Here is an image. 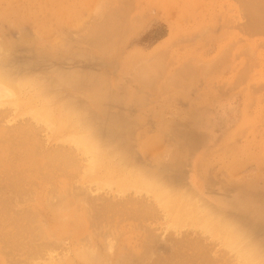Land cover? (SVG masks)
I'll return each instance as SVG.
<instances>
[{"label": "rangeland", "instance_id": "374dc122", "mask_svg": "<svg viewBox=\"0 0 264 264\" xmlns=\"http://www.w3.org/2000/svg\"><path fill=\"white\" fill-rule=\"evenodd\" d=\"M263 7L264 0H0V60L14 78L29 76L42 81L46 104L58 110L74 105L73 111L91 120L102 136L111 137L114 146H122L116 144V150L96 168L99 179L119 181L127 171L140 168L150 175L158 173L171 182L178 199L183 195L184 201L175 203V209L189 208L185 204L191 198L186 191L192 188L215 201L218 210L233 213V222H242L252 238L258 237L264 244V25L259 24L264 22ZM210 46L215 50H205ZM210 86L217 92L238 95L232 107L235 111L236 105L238 111L236 126L234 120H220L216 111L206 113L205 107L186 99L200 96ZM38 89L29 90L31 107L38 103L33 98ZM18 113L17 117L11 114L17 118L13 124L26 123L27 117ZM75 119L69 114L55 116L59 129L50 135L31 117L32 129H43H37L35 140L32 136L34 175L24 184L30 186L31 198L35 197L31 210L38 213L31 211L28 227L3 222L2 228L0 223L1 231L10 228L8 225L15 227L13 237L11 228L4 230H9L11 238L22 237V241L18 237L14 241L0 235V264L16 260L23 262L18 264H55L58 259L61 264V257L66 258L64 264H247L218 236L198 226L169 228L172 216L167 217L152 195L132 189L118 193L116 185L98 188L87 172V157L62 141L75 130ZM58 152L59 164L57 157L45 159ZM64 153L74 159L71 163L70 157L65 158L72 168L60 159ZM1 173L2 184L11 179L10 173L5 179L7 173ZM49 178L54 179L52 183ZM76 189L81 198L74 197L79 195L74 193ZM14 196L11 193L10 202L19 195ZM129 199L135 204L127 201L125 208L123 201ZM92 200L97 203L93 205ZM19 207L14 206L15 213L22 214L23 206ZM2 238L10 240V247L8 242L5 248ZM46 238L51 243L45 244ZM28 240L36 242L33 248L29 243L23 247ZM11 244L21 252L14 253ZM76 250L89 251L92 261ZM51 255L57 261L50 262Z\"/></svg>", "mask_w": 264, "mask_h": 264}, {"label": "bare ground", "instance_id": "6f19581e", "mask_svg": "<svg viewBox=\"0 0 264 264\" xmlns=\"http://www.w3.org/2000/svg\"><path fill=\"white\" fill-rule=\"evenodd\" d=\"M260 1V0H259ZM260 6V5H259ZM264 8V7H263ZM260 13V12H259ZM262 13V12H261ZM31 14V13H30ZM255 15L256 14V11L254 13ZM263 14V13H262ZM259 15V14H258ZM257 18H260V17H257ZM262 18V17H261ZM264 20V19H263ZM262 21V19H261ZM254 23H257V22H254ZM263 24L264 25V22H259V24ZM258 24V25H259ZM254 26V25H253ZM255 28H257L255 26ZM261 29H263V27L261 26ZM109 34V33H107ZM106 34V35H107ZM95 35V34H94ZM110 35V34H109ZM112 35V34H111ZM100 36V35H99ZM104 37V36H103ZM101 37V39L103 38ZM110 37V36H109ZM100 38V37H99ZM98 38V39H99ZM107 38V37H106ZM105 38V39H106ZM111 38V37H110ZM94 39V38H93ZM96 39V38H95ZM96 39V41L98 40ZM104 38L102 40L104 41H107L105 40ZM108 39V38H107ZM101 40V41H102ZM99 41V40H98ZM101 41L98 43L100 45ZM103 43V41H102ZM114 43V42H112ZM111 43V44H112ZM97 44V43H96ZM104 45V43H103ZM102 45V48L106 46H103ZM107 45V44H106ZM113 45V44H112ZM101 47V45H100ZM99 47V48H100ZM112 47V46H111ZM104 48V49H105ZM109 48V47H108ZM110 49V48H109ZM106 50V49H105ZM111 51V49H110ZM1 61V60H0ZM212 61V60H211ZM213 65H216V63H213V62H209ZM208 63V64H209ZM206 64V63H205ZM219 64V63H218ZM204 65V64H202ZM220 65V64H219ZM10 66V65H9ZM207 66V64H206ZM205 67V66H204ZM7 67L3 64V62L1 61L0 63V172H2L1 174L4 175L6 174V176L4 177V179L7 177L8 173H10V176L11 179H7L6 178V181H3L6 182L7 184L5 186H3V184L1 183L2 182V178L3 176H1L2 178L0 179L1 180V186H0V223L3 225V222H6L7 224L11 223V224H15L17 226L19 225H23L24 226H30L29 223L31 221V218H30V214L32 213L31 211V199L33 200L34 198H31V189H30V186L28 185L26 187V184H24V181L25 179H28V177L30 176H33L34 174L32 173L31 175V172L33 170H31V159L33 160L34 158L36 157H32L31 155H34V154H31V139L32 136L35 135L37 129H40V128H36L35 131L32 129L31 126L34 127V125H31L32 121H31V117L33 119V121L36 123V125L38 126V124H40V126H44V128H47L49 130V134L50 133H56L58 131V127H57V123L55 122V116L57 115H60V116H64V115H75L76 116V127H75V130H72V132L66 134V136H64L65 138L62 140L64 141L65 143L69 142L70 145H72V147L74 146L76 148V151L79 149L81 150L80 152L82 153L83 152V155H85V157H87V162L89 161V166L87 168V172H90L88 174H92L94 179L92 180H96V184L98 186V188H110V189H113L116 185L117 186V189H118V193H125L127 190H135L137 192V194H141V193H145L146 195H152L155 199V201L159 204V206H161V208L167 212V217L169 216H172L171 218L173 219L172 220V223L170 225H168L169 228L173 227V228H176L178 229L179 227H183V226H186V225H195V226H198L200 227V229L205 232V233H211L212 235H216L218 236L219 240H221L222 242H224L226 244V246L232 250L233 252L236 253L237 257L247 263V264H264V244L261 243L260 239L258 237H255L256 239L252 238L253 235L251 233L248 232V230H246L247 228H244V224H242V222H239L238 220L235 219V221L241 223V225H239V223H235L233 222L234 220V216L233 215V218L231 217L233 213H227V211L225 210H218L217 209V203L215 201H211L209 198L205 197L203 194L199 193L198 191L192 189V188H188L187 191H186V194L187 196L189 197V201H187L188 204H185L187 205L189 208L188 209H182V207H177L175 209V203L179 202V204L182 203V201L180 199H182V196L180 199L177 198L176 196V192L173 190L172 188V184H169L171 183L170 181H166L165 179L162 178V175H158L157 174H154L153 175H150L148 173L145 172V170L142 168L140 169H136V170H129L127 171L126 174H123L122 177H119V181H113V180H105L103 181V179H99L96 175H95V171H96V168L98 166H101L100 163H104V159L106 161V157H108V155L110 154L111 155V151H115L116 149L113 150V148L117 147L118 143L115 144V146L112 144V138L110 139L109 136L105 137V136H102L97 130H96V127L93 126L91 120H88L87 117H84L85 115L79 113L78 111H73L74 110V105L72 107H69L68 104L67 106L64 105L62 108H60L59 110L54 107H52L51 105L49 104H46L47 102V98L46 97L47 95L45 93L47 92H43V89H45L46 87L44 86V88H41V85L40 82L42 81H39V80H36L34 79L33 77L29 78V76H25V77H21V78H14L13 75H11L8 71H5ZM10 69V68H9ZM188 70V69H187ZM33 78V79H32ZM35 86L36 88H39L37 93H34V96L33 98L36 99V101L38 102L37 104L33 105V107H31V101H32V98H31V93H29V90H31V87ZM43 86V85H42ZM34 90V89H33ZM46 90V89H45ZM36 92V91H35ZM51 98V97H50ZM35 101V102H36ZM52 102V101H51ZM7 106H9V109H11V107L13 108L11 111H9L7 109ZM4 107H6L4 109ZM77 109V108H75ZM18 111H21V115L26 116L27 117V121L26 123H23L22 124H18V125H14V119H17V118H13L11 117V114L12 113H16V117L19 115ZM75 113V114H72V113ZM13 115V114H12ZM20 115V117H22ZM15 117V116H14ZM22 117V118H23ZM87 118V119H86ZM26 119V118H25ZM69 119V118H68ZM21 121V119H20ZM16 122V121H15ZM21 123V122H19ZM61 123V122H60ZM13 124V125H12ZM34 124V123H33ZM36 127V126H35ZM43 129V128H42ZM40 129V130H42ZM34 133H33V131ZM32 132V133H31ZM39 132V130L37 131V133ZM36 133V134H37ZM60 133V132H59ZM39 135V134H38ZM51 135V134H50ZM39 137V136H38ZM41 137V135H40ZM34 140H35V136H34ZM32 141V142H35V141ZM37 142V141H36ZM44 143V142H43ZM36 144V143H34ZM120 145V144H119ZM118 145V146H119ZM41 146V145H40ZM39 146V147H40ZM61 146V145H60ZM65 146V145H63ZM35 147V146H34ZM120 147V146H119ZM122 147V146H121ZM120 147V148H121ZM65 148V147H64ZM38 149V148H37ZM61 149H62V146H61ZM56 150V149H55ZM69 149L65 150L66 154L67 151ZM49 151V150H48ZM58 151V150H57ZM64 151V150H63ZM127 151V150H126ZM56 152V151H55ZM70 152V151H68ZM39 153V152H38ZM48 152L45 151V154L46 156H48L47 154ZM50 153V152H49ZM58 153H54L53 156L50 155V157H45L44 154L42 153L43 157L46 158H50L51 160H55L56 157L57 159L55 161H57L59 158H58ZM112 153H115V152H112ZM119 153V152H118ZM40 154V153H39ZM57 155V156H56ZM63 156H60V159H68L70 155H65L64 154H61ZM113 155V154H112ZM120 155V154H119ZM128 155V154H127ZM67 156V157H66ZM32 157V158H31ZM42 157V156H41ZM54 157V158H53ZM111 157V156H109ZM130 158V156H128ZM72 157H70L68 160L69 161H72L71 163H74V159L71 160ZM65 159V160H66ZM86 159V158H85ZM49 160V161H51ZM63 160V161H65ZM122 160V158H121ZM47 161V160H46ZM47 161V162H49ZM59 161V160H58ZM57 161V163H58ZM124 161V160H123ZM124 162H127V161H124ZM131 162V161H130ZM54 163V162H53ZM56 163V162H55ZM66 165H68L67 163V160H66ZM59 164V163H58ZM60 164H62L60 162ZM127 164V163H125ZM49 165H51V163H49ZM63 165V164H62ZM71 165L73 164H70L68 165V167H70ZM41 166V165H40ZM45 166V165H44ZM61 166V165H59ZM63 167L66 168V166L64 165ZM67 167V168H68ZM41 168H43L41 166ZM39 167V169H41ZM72 168V166H71ZM44 169V168H43ZM63 169V168H62ZM99 169V168H97ZM35 170V169H34ZM46 171V170H45ZM58 171H61V170H57ZM42 173V170L39 171V175ZM51 172V171H50ZM53 172V171H52ZM56 172V171H54ZM53 172V174H54ZM94 172V173H92ZM36 173V172H35ZM45 172H43L44 174ZM60 173V172H59ZM86 173V172H85ZM38 174V172H37ZM47 174V173H46ZM45 174V175H46ZM51 174V173H50ZM50 174H47L50 175ZM58 174V173H57ZM64 174H67V173H64ZM87 174V173H86ZM52 175V174H51ZM59 175H62V174H59ZM68 175V174H67ZM96 177H95V176ZM42 176V175H41ZM8 177V178H9ZM30 181L31 179L33 178H30ZM52 178V176H49ZM55 177V175H54ZM89 177V176H88ZM39 178V177H38ZM42 178V177H41ZM57 178V177H55ZM91 178V177H89ZM88 178V179H89ZM44 179V178H43ZM46 180L48 178H45ZM44 179V180H45ZM8 180V181H7ZM54 180V179H52ZM52 180H50L49 178V181L51 182ZM117 180V179H115ZM29 181V180H28ZM35 181V180H34ZM33 181V182H34ZM48 181V180H47ZM54 182V181H53ZM28 183H32V182H28ZM36 182H34L35 184ZM52 183V182H51ZM37 184V183H36ZM25 185V187H24ZM52 185H50L51 187ZM55 186V184L53 185ZM32 187V186H31ZM174 187V186H173ZM186 187V186H185ZM57 188V187H56ZM73 188V187H72ZM179 188V187H178ZM44 189V188H43ZM68 189V187H67ZM181 189V188H179ZM185 189V188H184ZM52 190V189H51ZM77 190V189H76ZM36 191V190H35ZM50 191V190H48ZM56 191V190H55ZM54 191V193H55ZM69 191V190H68ZM81 191V190H80ZM34 192V191H33ZM59 192V191H58ZM74 192V191H73ZM85 192V191H84ZM175 192V193H174ZM6 193L9 194L10 196H6ZM11 193H12V196L13 194H15L14 196V199L15 197H17L18 195V199L14 200L13 202H10V199L9 197H11ZM20 193H22L23 195L26 194L27 197L25 199H23L22 197H20ZM74 193H79V189L77 190V192H74ZM73 193V194H74ZM89 193V192H88ZM16 194H18L16 196ZM33 194V193H32ZM50 194V192H49ZM59 194V193H57ZM72 194V195H73ZM84 194V193H83ZM82 192H81V195H83ZM87 194V192L85 193ZM90 194V193H89ZM21 195V196H23ZM60 195V194H59ZM57 195V197L59 196ZM63 195V194H62ZM66 194H64L65 196ZM88 195V194H87ZM92 195V194H91ZM143 195V194H142ZM51 196V195H50ZM75 196H80V193L79 195H74ZM85 196V195H84ZM48 197V196H47ZM13 198V197H12ZM22 198V200H21ZM50 198V197H49ZM47 198V199H49ZM60 198V197H58ZM88 198V197H87ZM55 195H54V198H53V201L55 200ZM61 199V198H60ZM78 199V198H77ZM107 199V198H106ZM62 200V199H61ZM67 200V199H66ZM82 201V199H79L78 201ZM97 200V199H95ZM110 200V199H107V201ZM183 200V199H182ZM12 201V200H11ZM80 201V202H81ZM91 201V200H90ZM128 201V202H127ZM130 203L131 204H135V202H133L131 199L129 200H126V201H123L124 203L122 204V202H118L120 204H122L124 207L127 203ZM133 203H132V202ZM141 202V200H139ZM138 201V202H139ZM184 201V200H183ZM195 201V203L193 202ZM61 202V201H60ZM59 202V203H60ZM83 202V201H82ZM85 202V201H84ZM94 201L92 200L91 203H93ZM109 202V201H108ZM111 202V201H110ZM113 202V201H112ZM137 202V203H138ZM143 202V201H142ZM57 203H58V200H57ZM63 203V202H62ZM73 203V202H72ZM88 203V202H87ZM86 203V205H87ZM95 203L97 202H94L93 205H95ZM50 204V203H49ZM61 204V203H60ZM84 204V203H83ZM90 204V203H88ZM108 204V203H107ZM112 204V203H111ZM117 204V203H116ZM143 204V203H142ZM146 203L143 204V206L145 205ZM19 205H21V207L23 206V213L22 214H18V213H15L17 212L15 209H14V206L15 208L19 207ZM98 205V204H97ZM113 205V204H112ZM115 205V204H114ZM119 205V204H118ZM51 206V205H50ZM120 206V205H119ZM127 206V205H126ZM146 206V205H145ZM148 206V205H147ZM19 207V208H21ZM49 207V206H48ZM84 207V206H83ZM86 207V206H85ZM99 207V206H98ZM103 207H105L103 205ZM116 207V205H115ZM128 207V206H127ZM133 207V205L131 206ZM149 207V206H148ZM102 208V207H101ZM107 208V207H106ZM109 208V207H108ZM120 210L121 208L123 207H119ZM118 208V209H119ZM126 208V207H125ZM134 208V207H133ZM193 208V209H192ZM70 209V208H69ZM90 209V208H89ZM112 209V208H111ZM116 209V210H118ZM124 209V208H123ZM149 209V208H148ZM63 210V208H62ZM21 211V210H20ZM100 211V209H99ZM113 211V210H110V212ZM115 211V210H114ZM113 211V212H114ZM122 211V210H121ZM174 211V212H173ZM225 211V213H224ZM34 213H38L37 211H33ZM112 212V214H113ZM118 212H120L118 210ZM98 213V212H97ZM122 213V212H121ZM125 214H127L126 212H123ZM135 213V212H133ZM132 213V214H133ZM142 213V212H141ZM141 213L139 212V215H141ZM150 213V212H149ZM92 214V213H91ZM101 214V213H98V215ZM111 214V213H109ZM129 214V213H128ZM137 214V213H136ZM143 214V213H142ZM41 215V214H40ZM98 215H96L97 217H99ZM117 215V213H116ZM75 216V215H74ZM89 216V215H88ZM114 216V215H113ZM120 216V213L118 215V218ZM230 216V217H229ZM101 217H103L101 215ZM111 217V216H110ZM237 217V216H236ZM67 218V217H66ZM105 218V217H103ZM109 218V217H108ZM107 218V219H108ZM59 219V218H58ZM61 219V218H60ZM87 219V218H86ZM113 220V218H111ZM240 219V218H239ZM30 220V221H29ZM42 220V219H41ZM99 220V219H98ZM39 221V220H38ZM95 221V220H94ZM104 221V220H103ZM241 221V220H240ZM91 222V221H90ZM97 222V221H96ZM106 222V220H105ZM32 223V222H31ZM35 223V222H34ZM38 223V222H37ZM107 223V222H106ZM97 223H95L96 225ZM37 225V224H36ZM41 225V224H39ZM38 225V226H39ZM98 227L101 225H99V222H98ZM10 228L12 227L11 225H8ZM27 226V227H28ZM42 226V225H41ZM244 226V227H243ZM0 227V228H1ZM25 227V230L26 228ZM34 227V225H33ZM40 227V226H39ZM95 227V226H94ZM3 228V227H2ZM1 228V230H2ZM8 227H6L5 229H10ZM37 228V226H36ZM1 231L0 230V235L1 234H5V235H8L13 233V229H15V227H13V229L11 228L10 232L9 230L6 231V233L4 232V230ZM17 229H23V228H18ZM31 230V228H30ZM41 230V229H40ZM16 231V229L14 230V232ZM23 232V230H21ZM32 231V230H31ZM43 231V230H41ZM40 231V232H41ZM17 232V231H16ZM45 232V230L43 231ZM49 232V231H48ZM109 232V231H108ZM25 233V232H24ZM26 234V233H25ZM30 234V233H29ZM34 232L32 233V238L34 237ZM39 234V233H38ZM37 234V235H38ZM42 234V232H41ZM210 234V235H211ZM13 235L15 236V233L12 234V237ZM18 234H16V237ZM44 235V233L42 234ZM4 236V235H3ZM2 236V237H3ZM7 236V237H8ZM29 236V235H27ZM40 236V235H39ZM15 238H10V240H14L16 239ZM43 236H41V238L39 239H42ZM18 238H21L20 240L22 241V237H18ZM26 238H30L31 241L32 238L31 237H26ZM25 238V239H26ZM35 238V237H34ZM49 238V237H48ZM54 238V237H53ZM1 239V237H0ZM4 239V238H2ZM24 239V238H23ZM47 239V238H46ZM5 240V243L4 245L10 241L9 239H7L8 241L6 242V239ZM3 240V241H4ZM18 240V239H17ZM35 240V239H34ZM38 240V239H37ZM48 240V239H47ZM262 240V239H261ZM15 241V240H14ZM30 240H28V242H25V244L23 245V247H25L26 244L29 243V245L27 246H31L33 248V244H35L34 242H31V245H30ZM260 241V242H259ZM44 242V241H43ZM51 243L49 240L47 242H45V244L47 243L48 244ZM58 242V241H57ZM181 242V241H179ZM262 242H264L262 240ZM33 243V244H32ZM40 243L42 244V242L40 241ZM56 243V242H55ZM176 243V242H175ZM181 243H184L185 242H181ZM39 244V243H38ZM37 244V246H38ZM44 244V245H45ZM54 246L55 244L52 243ZM57 244V243H56ZM183 244V245H184ZM6 245H5V248H6ZM10 247V242L8 244ZM22 244H20L21 246ZM182 245V246H183ZM12 246V244H11ZM14 246V245H13ZM12 246L13 250H14V247ZM42 246V245H41ZM48 247V245H45L44 247ZM51 246V244H50ZM177 246V245H176ZM7 247V248H8ZM30 247V248H31ZM34 247H36V245H34ZM52 247V246H51ZM179 247V246H178ZM4 248V246L2 247ZM2 248H1V251H2ZM4 248V249H5ZM41 249V247H39ZM177 248V247H176ZM175 248V249H176ZM180 248V247H179ZM3 249V251H4ZM16 249V247H15ZM26 249V248H25ZM29 249V247H28ZM40 249H38V253L40 251ZM46 249V248H45ZM174 249V248H173ZM18 252H21L20 251V247L18 248ZM22 250V249H21ZM42 250V249H41ZM47 250V249H46ZM50 250V249H49ZM180 250V249H179ZM178 250V251H179ZM3 251L1 252L3 254ZM12 251V250H11ZM16 250H14V253H15ZM25 251V250H24ZM44 251V250H43ZM77 251V250H76ZM17 252V251H16ZM17 252V253H18ZM26 252V251H25ZM25 252H24V255H25ZM28 252V251H27ZM32 252V251H31ZM30 252V253H31ZM34 253H36V250L33 251ZM32 252V253H33ZM78 252V251H77ZM174 252V250H173ZM33 253V254H34ZM42 253V252H41ZM50 253V251H49ZM79 255L82 256V258L84 257L87 260H90L92 261L91 259V255L89 253V251H80L78 252ZM92 253V252H91ZM131 253V252H130ZM175 253V252H174ZM173 253V254H174ZM21 254V253H20ZM28 254V253H27ZM31 254V255H33ZM43 254V253H42ZM134 254V253H133ZM172 254V253H171ZM176 254V253H175ZM22 255V254H21ZM29 255V254H28ZM27 255V258H29ZM29 255V256H31ZM41 255V254H40ZM127 255V254H126ZM132 255V254H131ZM130 255V256H131ZM16 256V255H15ZM18 256V255H17ZM37 255H35V257H37ZM52 256V255H51ZM49 257V260L50 262H55L57 261V259L55 258V256L53 255L52 257ZM80 256V257H81ZM134 256V255H133ZM177 256V255H176ZM14 257V256H13ZM19 257V256H18ZM16 257V258H18ZM33 257V256H32ZM30 257V258H32ZM34 257V258H35ZM65 257V256H64ZM124 257V256H123ZM7 258H9L7 256ZM14 258V259H16ZM20 258V257H19ZM25 258V257H24ZM29 258V259H30ZM32 258V260L34 259ZM51 258V259H50ZM58 258V257H57ZM62 258V257H61ZM60 258V262L61 264H64L65 263V260L66 258ZM138 258V257H137ZM174 258V257H173ZM22 259V258H21ZM172 259V257H171ZM12 260V259H10ZM19 260V259H18ZM24 260V259H23ZM48 261V260H47ZM59 261V259H58ZM56 262L55 264H59V262ZM186 261V260H185ZM183 261V262H185ZM8 262H9V259H8ZM14 262V261H13ZM17 262H22L21 261H17L14 262V263H17ZM25 262V260H24ZM27 262V261H26ZM34 262V261H32ZM187 262V261H186ZM190 262V261H189ZM200 262V261H198ZM197 262V263H198ZM12 263V264H14ZM23 263V262H22ZM36 262H34L33 264H35ZM49 263V262H48ZM95 263V262H93ZM188 263V262H187ZM194 263V262H193ZM192 263V264H193ZM201 263V262H200ZM18 264V263H17ZM27 264V263H26ZM69 264V263H68ZM185 264V263H183ZM190 264V263H189Z\"/></svg>", "mask_w": 264, "mask_h": 264}, {"label": "crops", "instance_id": "0c3cea01", "mask_svg": "<svg viewBox=\"0 0 264 264\" xmlns=\"http://www.w3.org/2000/svg\"><path fill=\"white\" fill-rule=\"evenodd\" d=\"M205 50L207 51H212V50H215L214 49V46H210L209 49L208 47L205 48ZM197 94V93H195ZM199 94H201L200 96H189L187 97L186 99H189V100H193V105H202V108L205 107L206 109V113H209V112H215V114H217V117L220 118V120H234L233 123H235V126L238 124V111H237V107L235 105V111H233L232 107H234V104L233 102V99L234 100H238V95L237 94H231V92H222V91H219L217 92L216 91V88H213L212 86H210L208 88V91L206 92H199ZM157 96V94H156ZM197 99H200L199 101L196 102ZM241 99V102H240V108L243 104V101H242V97L240 98ZM111 100V99H110ZM109 100V102L111 103V101ZM201 100H205L207 103H205L206 106H204L203 102ZM142 101V100H141ZM143 102H145L143 100ZM209 106V108L207 107ZM207 107V108H206ZM239 115H240V112H239ZM236 116H237V120H236ZM236 120V122H235Z\"/></svg>", "mask_w": 264, "mask_h": 264}]
</instances>
